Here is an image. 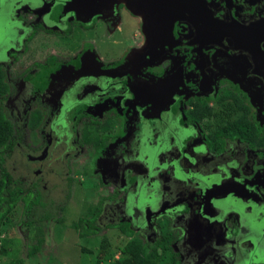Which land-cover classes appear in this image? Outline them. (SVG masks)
Listing matches in <instances>:
<instances>
[{"label":"flooded vegetation","instance_id":"1","mask_svg":"<svg viewBox=\"0 0 264 264\" xmlns=\"http://www.w3.org/2000/svg\"><path fill=\"white\" fill-rule=\"evenodd\" d=\"M0 112L99 264H264V0H0Z\"/></svg>","mask_w":264,"mask_h":264},{"label":"rangeland","instance_id":"2","mask_svg":"<svg viewBox=\"0 0 264 264\" xmlns=\"http://www.w3.org/2000/svg\"><path fill=\"white\" fill-rule=\"evenodd\" d=\"M24 136V140H25ZM16 153L14 150L0 151V179H5L9 187H22L23 198L30 194V202L36 192L41 191L30 186L16 170ZM7 173V175H6ZM64 193V195H63ZM50 192L42 194L40 205H31L26 213L21 201L8 213L0 224V264H99L97 261L99 244L93 237H82L77 213L83 212V207H73L68 202L69 195L65 192ZM71 193V192H70ZM63 195V196H62ZM28 196V195H27ZM85 215V214H84ZM46 220H43L45 219ZM42 221L45 242L42 250L31 258H27L28 245L34 242L36 230ZM107 237L109 248L103 251L104 264H111L114 256L124 257V244L112 241ZM157 252L153 249L147 253L151 256L150 264H161L162 257H166L165 248ZM100 253V252H99ZM103 257V255H101ZM100 257V256H99Z\"/></svg>","mask_w":264,"mask_h":264},{"label":"trees","instance_id":"3","mask_svg":"<svg viewBox=\"0 0 264 264\" xmlns=\"http://www.w3.org/2000/svg\"><path fill=\"white\" fill-rule=\"evenodd\" d=\"M11 137V127L0 112V151L5 148ZM21 191L22 189L19 186L10 188L5 179H0V224L5 216L10 213L11 210H13L19 201L22 202L26 213L30 212L32 204H39L38 200L30 202V198L27 195L21 198ZM43 220H46V218ZM39 224L40 225L36 230V238L34 242L28 245L26 253L27 258L33 257L43 248L45 235L42 221ZM91 232L92 231L85 230L82 231L81 234L83 236H88L91 234ZM124 253L127 255L125 259L121 261H115L112 264H150L148 257L151 256L147 255L146 249L142 248L141 246L131 244L125 249Z\"/></svg>","mask_w":264,"mask_h":264}]
</instances>
